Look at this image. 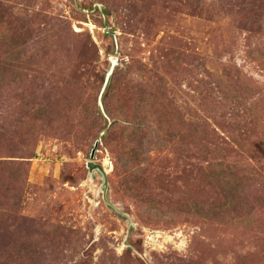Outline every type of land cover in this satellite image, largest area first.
Segmentation results:
<instances>
[{"label":"rangeland","instance_id":"obj_1","mask_svg":"<svg viewBox=\"0 0 264 264\" xmlns=\"http://www.w3.org/2000/svg\"><path fill=\"white\" fill-rule=\"evenodd\" d=\"M0 264H264V0H0Z\"/></svg>","mask_w":264,"mask_h":264},{"label":"water","instance_id":"obj_2","mask_svg":"<svg viewBox=\"0 0 264 264\" xmlns=\"http://www.w3.org/2000/svg\"><path fill=\"white\" fill-rule=\"evenodd\" d=\"M112 69V68H111ZM111 69L109 71V73L111 72ZM109 73L107 74L106 76V80H105V83L107 81V78L109 76ZM104 83V84H105ZM97 144V142L95 143V145ZM94 153H95V148H93L91 150V153H90V156H89V159L87 160L86 162V167L88 169V173L91 175L92 172L94 170H97L101 176V183H100V186H99V189L102 191V198L104 200V202L106 204H108L109 206H111L112 208H114L118 213L124 215L119 208H117L114 204H112L107 196H106V191H107V176H106V169L102 166V164L98 163V162H95L93 161V157H94Z\"/></svg>","mask_w":264,"mask_h":264},{"label":"trees","instance_id":"obj_3","mask_svg":"<svg viewBox=\"0 0 264 264\" xmlns=\"http://www.w3.org/2000/svg\"><path fill=\"white\" fill-rule=\"evenodd\" d=\"M144 100V99H143ZM145 101V100H144ZM133 123H135V124H140L139 122H135V121H133ZM139 128H136V127H134V126H132V128H131V130L128 132V135L129 136H132V135H137V133H139V132H141V131H139L138 130ZM129 130V129H128ZM134 137V136H133ZM135 156H136V154L132 151V150H130V161H133V159L135 158Z\"/></svg>","mask_w":264,"mask_h":264}]
</instances>
